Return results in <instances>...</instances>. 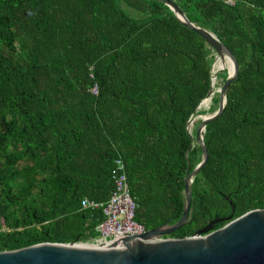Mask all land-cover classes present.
Returning a JSON list of instances; mask_svg holds the SVG:
<instances>
[{
	"label": "trees",
	"instance_id": "1",
	"mask_svg": "<svg viewBox=\"0 0 264 264\" xmlns=\"http://www.w3.org/2000/svg\"><path fill=\"white\" fill-rule=\"evenodd\" d=\"M170 1L239 65L223 114L204 133L208 160L191 185L190 220L168 236L185 238L231 216V205L230 220L264 209V0ZM214 60L160 2L0 0V252L91 242L102 212L80 202L109 199L117 159L135 222L176 223L183 179L202 159L188 122L217 107L215 89L201 108L213 106L197 110Z\"/></svg>",
	"mask_w": 264,
	"mask_h": 264
},
{
	"label": "water",
	"instance_id": "2",
	"mask_svg": "<svg viewBox=\"0 0 264 264\" xmlns=\"http://www.w3.org/2000/svg\"><path fill=\"white\" fill-rule=\"evenodd\" d=\"M150 1L160 2L167 6L186 28L204 40L215 53V61L211 69L210 91L204 100L214 93L213 81L216 78L214 65L217 58L223 59L222 56L225 55L234 68L232 76L227 72L226 81L216 92L215 111L207 115H198L201 122L194 134L189 131V126L192 125L196 112L188 122V133L194 144L200 148L202 159L190 173L187 170L183 179L184 206L180 219L174 224L167 223L147 230L140 236L112 239L99 246H92L88 243H42L14 251L0 252V264H264V209L251 210L230 220L234 212V207L231 205V216L212 220L193 236L168 237L183 228L190 220L191 185L208 160L204 133L206 127L223 114L227 101L226 92L237 78L239 65L234 55L215 34L191 22L174 1ZM204 100L198 105L197 110L201 109ZM222 221L228 222L213 230V226ZM156 238L162 239L152 241Z\"/></svg>",
	"mask_w": 264,
	"mask_h": 264
},
{
	"label": "built area",
	"instance_id": "3",
	"mask_svg": "<svg viewBox=\"0 0 264 264\" xmlns=\"http://www.w3.org/2000/svg\"><path fill=\"white\" fill-rule=\"evenodd\" d=\"M225 4L231 6L233 5V0H225ZM91 92L97 94V87L94 86ZM112 181L114 186L113 191L104 204L86 198L80 202V209L82 211L93 212L101 209L102 212L103 219L95 227L97 236L88 243L92 246H99L103 242L126 236H140L147 231L134 220L136 204L130 195L125 166L120 159L114 161ZM161 239L156 238L152 241H159Z\"/></svg>",
	"mask_w": 264,
	"mask_h": 264
},
{
	"label": "rangeland",
	"instance_id": "4",
	"mask_svg": "<svg viewBox=\"0 0 264 264\" xmlns=\"http://www.w3.org/2000/svg\"><path fill=\"white\" fill-rule=\"evenodd\" d=\"M125 9V8H124ZM125 11V13L129 16V17H131V18H134L133 16H135V17H138V15L136 14V12H134V11H132V10H130V9H125L124 10ZM215 61V60H214ZM222 72V71H221ZM220 73V72H219ZM218 73L216 72V75H217ZM216 80V82H215V86L213 87V90H214V92L216 91L215 89H219V88H221L222 87V85H223V81H222V79L221 78H217V76H216V78H215ZM215 98V97H214ZM213 106V101H212V103H211V105H210V107H209V109L211 108ZM204 108L202 107L201 108V110H203ZM206 110H209L208 108H205ZM199 120V117H198V115H196V117H194V120H193V123H192V125H190L189 126V131H191V133L193 134L194 132H195V130H196V128H197V126H198V121Z\"/></svg>",
	"mask_w": 264,
	"mask_h": 264
},
{
	"label": "bare ground",
	"instance_id": "5",
	"mask_svg": "<svg viewBox=\"0 0 264 264\" xmlns=\"http://www.w3.org/2000/svg\"><path fill=\"white\" fill-rule=\"evenodd\" d=\"M228 61H229V63H230V66L228 67V68H226V69H224V70H226V72H228V75H230V76H232V74H233V72H234V68H233V66H232V62L228 59ZM218 68H219V61H218V58H217V60H216V63H215V65H214V74H216V72L218 73ZM224 70H222V71H224ZM218 77V76H217ZM216 79H214V81H215ZM216 82V81H215ZM205 101V100H204ZM203 101V102H204ZM202 102V103H203ZM202 105V104H201Z\"/></svg>",
	"mask_w": 264,
	"mask_h": 264
}]
</instances>
